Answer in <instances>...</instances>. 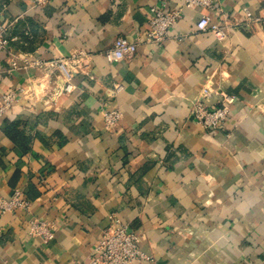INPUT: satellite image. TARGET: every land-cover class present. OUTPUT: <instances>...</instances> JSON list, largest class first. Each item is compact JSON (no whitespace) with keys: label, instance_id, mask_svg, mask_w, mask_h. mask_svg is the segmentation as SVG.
Returning a JSON list of instances; mask_svg holds the SVG:
<instances>
[{"label":"crops","instance_id":"crops-1","mask_svg":"<svg viewBox=\"0 0 264 264\" xmlns=\"http://www.w3.org/2000/svg\"><path fill=\"white\" fill-rule=\"evenodd\" d=\"M186 1L0 0V108L19 97L0 116V198L31 203L0 211V264L88 263L114 219L141 236V264H264V21H248L264 0ZM153 7L183 13L162 46L146 42ZM203 16L228 38L199 32ZM118 38L138 53L111 63ZM58 58L74 63L72 95L34 64ZM207 86L237 97L215 131L192 114ZM34 220L54 225L50 243Z\"/></svg>","mask_w":264,"mask_h":264},{"label":"built area","instance_id":"built-area-1","mask_svg":"<svg viewBox=\"0 0 264 264\" xmlns=\"http://www.w3.org/2000/svg\"><path fill=\"white\" fill-rule=\"evenodd\" d=\"M32 5H42L45 0H31ZM188 7H213V0H187ZM152 18L150 27L146 35V42L162 46L168 37L171 28L177 25L183 18L181 10L164 11L160 7L151 9ZM248 21L263 22L262 17H252L248 13ZM199 32H211L222 42L228 38L230 30L219 23H215L209 16H203L197 22ZM6 38V29L0 26V47L8 48ZM138 44L130 42L126 38L115 40L113 47L107 51L106 58L109 62H122L133 58L138 53ZM35 66L45 75H56L62 79L63 87L60 88L59 94L72 95L76 91L74 79L76 71L74 63L68 59L58 58L49 61L38 60L34 62ZM17 67V63H13ZM123 90L122 85H116L111 97ZM216 98L214 105H209L208 101ZM19 99L15 92L5 94L1 100L0 116L7 113L13 104ZM237 97L230 95L225 91H214L207 86L192 109L194 121L205 130H219L227 122L231 114V106L236 102ZM105 128L113 131L123 118V113L119 108L107 109L103 111ZM31 203L23 197L21 191H17L12 199L0 198V211L11 212L15 209L29 210ZM31 236L40 237L45 244L50 243L54 238V225L40 220L31 221ZM141 236L131 230L129 225L123 224L114 219L109 227L101 231L100 238L95 245L94 253L88 263L74 262L73 264H141L150 262L152 259L141 249Z\"/></svg>","mask_w":264,"mask_h":264},{"label":"trees","instance_id":"trees-1","mask_svg":"<svg viewBox=\"0 0 264 264\" xmlns=\"http://www.w3.org/2000/svg\"><path fill=\"white\" fill-rule=\"evenodd\" d=\"M10 131L13 133V138L16 139L17 135L19 134L18 133V129H17V125H14Z\"/></svg>","mask_w":264,"mask_h":264}]
</instances>
